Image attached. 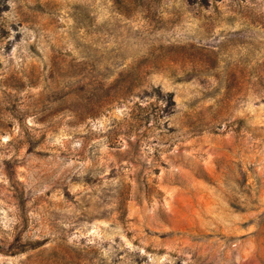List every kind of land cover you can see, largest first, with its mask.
I'll use <instances>...</instances> for the list:
<instances>
[{"label": "rangeland", "instance_id": "rangeland-1", "mask_svg": "<svg viewBox=\"0 0 264 264\" xmlns=\"http://www.w3.org/2000/svg\"><path fill=\"white\" fill-rule=\"evenodd\" d=\"M0 264H264V0H0Z\"/></svg>", "mask_w": 264, "mask_h": 264}, {"label": "trees", "instance_id": "trees-1", "mask_svg": "<svg viewBox=\"0 0 264 264\" xmlns=\"http://www.w3.org/2000/svg\"><path fill=\"white\" fill-rule=\"evenodd\" d=\"M169 96H171V93H169Z\"/></svg>", "mask_w": 264, "mask_h": 264}]
</instances>
